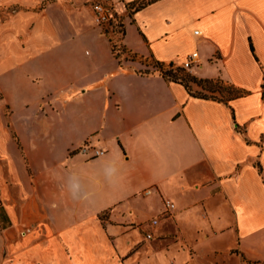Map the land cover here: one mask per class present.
<instances>
[{
    "label": "crops",
    "instance_id": "0c3cea01",
    "mask_svg": "<svg viewBox=\"0 0 264 264\" xmlns=\"http://www.w3.org/2000/svg\"><path fill=\"white\" fill-rule=\"evenodd\" d=\"M45 1L0 0L27 7L0 20V264L7 252L16 264H116L129 213L145 208L161 211L149 224L160 241L135 264H264V0H158L130 13L139 0H111L124 49L177 66L197 51L194 76L245 92L227 103L117 59L89 12L70 0L34 10ZM90 138L103 156L72 154Z\"/></svg>",
    "mask_w": 264,
    "mask_h": 264
},
{
    "label": "rangeland",
    "instance_id": "374dc122",
    "mask_svg": "<svg viewBox=\"0 0 264 264\" xmlns=\"http://www.w3.org/2000/svg\"><path fill=\"white\" fill-rule=\"evenodd\" d=\"M77 0H70L72 5H74L75 9L80 11L89 12L93 18V25L102 30V32L108 37L110 42L113 45V53L117 59H128L132 61L141 62L146 68L143 72L147 73H159L157 69L156 61L152 58H143L141 59L139 56L134 57V54L129 53L126 49L123 48L121 44V40L124 34V24H123V16L114 13L113 6L111 0H90L88 2L81 3L79 5L75 4ZM55 2V0H47L43 4L36 7L34 10L42 9L47 3ZM96 3H103L107 7L111 8L113 11V19L108 25L98 26L95 23L94 16L92 13L93 6ZM71 8V9H72ZM22 9H27V7H23L20 4H7L0 7V20H5L10 17L14 12ZM32 10V8H30ZM132 10L129 11V13ZM58 57L67 58L70 55H61V51H58ZM85 54V51H84ZM79 57H83V55H79ZM181 69L182 66H177ZM184 70V69H183ZM56 72H53L54 75ZM178 77L185 81V83L189 86L192 94L197 96H206L208 98H215L219 100H227L238 94V91L231 86V84L227 82H218L211 85L201 84V86L190 81V77H194L191 73V70H185V72H178ZM190 76V77H189ZM196 77V76H195ZM2 101L0 100V105H2ZM3 117H0V123L3 124ZM153 210L149 208H145L144 210L138 211L137 213H129L131 221H135L133 223H129L126 225V230L123 232L125 235L122 238V249L121 253H119L118 257L115 258L116 264H135L136 262L140 263L146 260L147 257H150L152 253L157 250L158 239L155 241L147 240L146 233H149V224L152 220V216L162 217L161 211L154 213ZM100 220H104L107 218V214L99 215ZM9 227V224L4 221L1 217L0 213V233L2 230ZM161 232L167 235V238H174V229L170 222H165L163 219L161 220ZM171 244V242L169 243ZM5 258L8 263L16 264L19 258H17L14 253L7 252ZM156 258H151L150 263L153 264Z\"/></svg>",
    "mask_w": 264,
    "mask_h": 264
},
{
    "label": "built area",
    "instance_id": "2783aa9c",
    "mask_svg": "<svg viewBox=\"0 0 264 264\" xmlns=\"http://www.w3.org/2000/svg\"><path fill=\"white\" fill-rule=\"evenodd\" d=\"M94 12V20L98 26H105L108 25L111 20L113 19V11L111 8L107 7L103 3H96L93 6ZM195 34H199L198 31ZM200 65V57L197 51L192 52L189 54L186 59L182 63V68L184 70H192L195 67H199ZM93 138L88 139L84 142L78 149L74 150L73 153L81 154L87 156L89 159H96L105 154V152L101 149H98L96 146L93 145L92 142ZM151 192L147 191V195ZM165 213L171 215L172 211L175 208V205L172 201L166 200L164 203ZM150 225L153 229H156L159 225V218H153L150 222ZM154 235L153 232H149L146 234V238L151 240L153 239Z\"/></svg>",
    "mask_w": 264,
    "mask_h": 264
},
{
    "label": "trees",
    "instance_id": "16d2710c",
    "mask_svg": "<svg viewBox=\"0 0 264 264\" xmlns=\"http://www.w3.org/2000/svg\"><path fill=\"white\" fill-rule=\"evenodd\" d=\"M158 0H139L135 3H133L132 5H130L129 9L132 10L133 12H137L143 8H145L147 5L153 3V2H156ZM252 51H253V48H252ZM137 55H134V57H136ZM143 59V58H141ZM157 64V69H158V72L167 80L169 81H172V82H175V83H180L182 85H184L186 87V89H188L190 91V88L189 86L185 83L184 80L180 79L178 77V72H185V70L177 67V65H175L174 63H169V64H166V63H160V62H156ZM190 77V76H189ZM190 81L201 86V84H206V85H213L215 83H218V82H222L221 80H204V79H199L197 77H190ZM232 86V85H231ZM233 88H235L234 86H232ZM237 91H238V94L235 95L234 97L230 98V99H227V100H219V99H215V98H208L206 96H197V95H194L192 94V92L190 91V93L192 94V96L196 97V98H200V99H213V100H219V101H222V102H229V101H232L238 97H241L245 94L244 91L240 90V89H237L235 88Z\"/></svg>",
    "mask_w": 264,
    "mask_h": 264
},
{
    "label": "clouds",
    "instance_id": "9594fccd",
    "mask_svg": "<svg viewBox=\"0 0 264 264\" xmlns=\"http://www.w3.org/2000/svg\"><path fill=\"white\" fill-rule=\"evenodd\" d=\"M104 175L110 183H113L114 180L120 179V177H118V170L114 163H110L104 168ZM69 192L71 193L73 198L80 197L81 184L79 180L75 177H73L69 183ZM83 198H87V195L85 194Z\"/></svg>",
    "mask_w": 264,
    "mask_h": 264
}]
</instances>
